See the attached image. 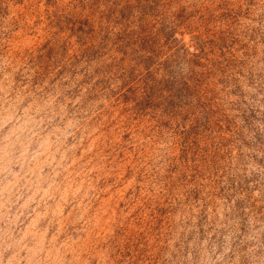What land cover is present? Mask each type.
I'll return each instance as SVG.
<instances>
[{"label": "rangeland", "instance_id": "1", "mask_svg": "<svg viewBox=\"0 0 264 264\" xmlns=\"http://www.w3.org/2000/svg\"><path fill=\"white\" fill-rule=\"evenodd\" d=\"M0 264H264V0H0Z\"/></svg>", "mask_w": 264, "mask_h": 264}]
</instances>
